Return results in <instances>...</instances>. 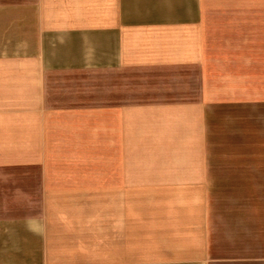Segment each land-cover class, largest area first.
Segmentation results:
<instances>
[{"label": "crops", "instance_id": "0c3cea01", "mask_svg": "<svg viewBox=\"0 0 264 264\" xmlns=\"http://www.w3.org/2000/svg\"><path fill=\"white\" fill-rule=\"evenodd\" d=\"M263 104L264 0H0V264H264Z\"/></svg>", "mask_w": 264, "mask_h": 264}, {"label": "rangeland", "instance_id": "374dc122", "mask_svg": "<svg viewBox=\"0 0 264 264\" xmlns=\"http://www.w3.org/2000/svg\"><path fill=\"white\" fill-rule=\"evenodd\" d=\"M249 126H256L258 133L249 131L241 150L243 160L251 162L244 174L234 172L229 174V179L213 184L212 210L264 206V104L261 116L248 117Z\"/></svg>", "mask_w": 264, "mask_h": 264}]
</instances>
